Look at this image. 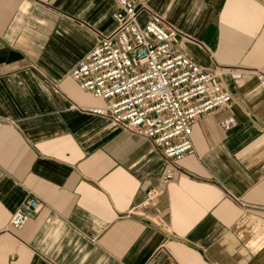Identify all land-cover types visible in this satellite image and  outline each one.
Here are the masks:
<instances>
[{
  "label": "crops",
  "instance_id": "crops-1",
  "mask_svg": "<svg viewBox=\"0 0 264 264\" xmlns=\"http://www.w3.org/2000/svg\"><path fill=\"white\" fill-rule=\"evenodd\" d=\"M145 5L140 21L184 34L231 97L195 119L165 182L151 141L90 113L105 101L69 74L113 29L115 1L0 0V264H264V0ZM29 196L40 206L11 231Z\"/></svg>",
  "mask_w": 264,
  "mask_h": 264
},
{
  "label": "built area",
  "instance_id": "built-area-1",
  "mask_svg": "<svg viewBox=\"0 0 264 264\" xmlns=\"http://www.w3.org/2000/svg\"><path fill=\"white\" fill-rule=\"evenodd\" d=\"M114 1L113 29L98 34L96 44L69 74L80 89L105 101L103 107H90V113L151 141L166 164L161 178L165 182L173 177L175 163L193 151L190 134L195 119L230 104L220 79L224 69L190 58L182 50L186 36L157 14L148 12L141 22L147 0ZM257 79L264 85V75ZM159 192L149 190L127 214L144 215ZM39 206L35 196L25 199L12 213L9 229H20ZM152 222L166 229L159 216ZM168 264L177 263L171 259Z\"/></svg>",
  "mask_w": 264,
  "mask_h": 264
}]
</instances>
